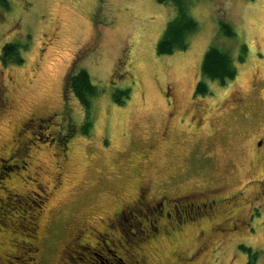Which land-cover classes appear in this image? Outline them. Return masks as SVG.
Here are the masks:
<instances>
[{
	"label": "rangeland",
	"instance_id": "obj_1",
	"mask_svg": "<svg viewBox=\"0 0 264 264\" xmlns=\"http://www.w3.org/2000/svg\"><path fill=\"white\" fill-rule=\"evenodd\" d=\"M7 1L8 7L0 4V155L9 151L16 129L31 114L36 119L48 118L39 120L38 126L36 121L26 124L29 137L32 132V136L40 135V149L30 144L25 152L27 134L18 137L13 159L5 169L1 165L0 179L15 187L27 173L16 165L24 166L28 160L30 171L36 165L52 170L53 153L62 145L68 156L65 187L56 190L41 215L37 264H123L115 242L106 241V251H94L92 259L76 249L75 243L91 226L101 228L94 223L82 225L87 216L108 213L116 206L110 207L116 197L122 201L120 206L132 201L144 185L147 195L157 199L195 188L209 189L215 180H244L251 173L246 150L254 133L264 135V106L254 104L242 114L222 117L217 116L215 105L228 94L231 84L245 89L255 71L264 70L262 62H257L264 60V0H191L187 9L198 28L187 37V49L177 48L171 54H159L158 45L168 23L177 17L174 3ZM222 22L231 24L235 38L223 36ZM10 43L18 45L16 57L3 58L4 45ZM213 45L230 52L238 77L225 86L208 80L213 94L195 96L204 56ZM81 51L86 55L81 56ZM78 69L88 70L97 86L88 115L65 88L68 73ZM169 93L174 94L180 113L172 122ZM116 98L124 103L118 104ZM197 99L204 103L198 109L209 106L208 114L201 116L207 125L200 133L193 126L199 118H191L197 105L192 101ZM166 125L172 131L169 137L165 134L168 141L160 144ZM151 148H156L153 164L134 177V162ZM4 172L9 177L2 179ZM37 201L33 198L25 203L36 205ZM263 201L250 207L248 225H237V230L224 234L211 233L213 244L196 264H264ZM245 211L241 218L247 221ZM123 224V233L133 238V221ZM4 245L0 244L2 253ZM197 245L194 237L184 239L181 250L190 255ZM146 247L152 264H167L169 245L157 242Z\"/></svg>",
	"mask_w": 264,
	"mask_h": 264
},
{
	"label": "flooded vegetation",
	"instance_id": "obj_2",
	"mask_svg": "<svg viewBox=\"0 0 264 264\" xmlns=\"http://www.w3.org/2000/svg\"><path fill=\"white\" fill-rule=\"evenodd\" d=\"M257 62L260 64L262 62L264 65V60L262 59H258ZM202 80L204 79L202 78ZM236 84H231L228 94L222 96L218 104L215 105V107H218L217 111L219 112L217 116L222 115L224 117L230 115L232 117L233 115L242 114L253 107L254 104L258 108L264 106V70H256L245 89H236L240 88L236 87L238 86ZM197 85L194 93L195 96H209L213 94L210 91L206 94H197ZM169 90L171 91L170 88ZM168 96L172 100V103L170 102L171 108L169 109V120L172 122L180 113L178 112V108H176V100L175 103L173 100L174 94L169 93ZM198 100L192 101L194 105H197L196 111L191 118L194 119L195 115H197L196 117L199 118V123H202L204 120L206 121V117L203 119L201 116L208 114L209 106L206 104L201 109H198V106L204 104ZM183 118V116L180 117L179 124H181ZM44 119L41 117L36 119L31 114L16 129V137L12 138L13 140L9 151L0 155V169L2 164H4L3 169H5V165L13 159V154L15 153L14 147L18 145V137L25 133L27 134V136L25 135L28 138L27 140H33L36 145L42 141L40 135L32 136L35 134L34 132L29 137V133L25 131V128L27 127V123L35 121V124L38 126L37 123H39V120L41 123ZM205 121V125L202 127H200L201 124L199 123L193 125L196 133H200L206 127L207 124ZM170 130L166 125L164 133L158 140L160 144L168 141V135L171 134ZM250 140L251 147L249 150H246L251 164V173L248 174V178L246 177V179L238 181L228 179L215 180L213 181L215 183L214 186L209 189L198 191L195 188L191 191L178 193L175 196L160 195L157 199L147 195L148 187L146 185L141 186L132 201H125L120 206V202L122 201L116 197L112 200V206L110 207L116 206L113 209H109L110 211L108 213L87 216L82 225H92L94 223L101 225V228L91 226L90 232L87 235L85 234V229L83 234L86 236H83L80 242L75 243L76 249L83 250L92 259L95 254L94 251L101 250L105 252V242L110 241L115 242L114 246L123 259H121V263L152 264L146 245H154L160 242L161 245L164 243L166 246H170V257H168L167 264L198 263L213 244L211 243L213 239L211 233L224 234L227 231L237 230L239 228L237 225H248V218L251 216L250 207L264 199V135L254 133L250 137ZM36 148L40 149V146L37 145ZM154 150L156 148H151L149 151L138 156L133 165L134 171L132 170L131 172L134 177L136 173L143 175V173L139 172L141 168L144 170L145 168L151 167L153 164L152 153ZM35 152L38 151L35 150ZM53 154L55 159L52 170H46L36 165L30 171L31 162H25V165L21 167L16 165V168L23 167L27 173H25V176H23L24 174L21 176L22 182L20 184H16L15 187L11 185L5 187L2 193H0V204L6 201L8 202V200H12L13 197L18 196L29 199L40 198L43 193H47L49 200L50 198H55L56 192L63 190L65 187V168L68 156L64 151L62 159L57 161V152ZM28 157L31 160V156ZM10 167L12 168L13 166ZM236 176L238 177V175ZM244 211L247 221L241 218V214ZM146 214L149 215V218H147ZM129 220L133 221L135 227V234H133L134 241H131L122 230L123 223ZM80 233H82L81 230L76 233V239L81 237L78 236ZM37 235L34 243L39 246L38 252H40V226L37 229ZM192 237L198 240V245L190 255H186L181 250V241L191 239ZM204 238L205 241L199 244V241ZM63 262H65V259Z\"/></svg>",
	"mask_w": 264,
	"mask_h": 264
},
{
	"label": "trees",
	"instance_id": "obj_3",
	"mask_svg": "<svg viewBox=\"0 0 264 264\" xmlns=\"http://www.w3.org/2000/svg\"><path fill=\"white\" fill-rule=\"evenodd\" d=\"M161 3L172 4L177 7V17L168 23V26L164 32L162 40L158 45L159 54H171L177 48L187 49L189 34L197 30L198 26L194 19L190 16L187 4L191 0H159ZM0 4L4 7H8L7 0H0ZM223 36L226 38H235V30L228 22H222ZM2 56L16 57L18 45L16 43H10L4 45ZM90 49L84 48V50ZM83 50V51H84ZM81 51V56L86 55V51ZM8 58V57H7ZM240 60H242L240 58ZM239 60V61H240ZM17 63L21 60H16ZM201 76L204 80L197 85V94H206L209 92L208 80L217 82L220 85H225L227 81H232L238 76V69L236 61L231 56L228 50L221 48L217 45H213L206 52L202 68ZM66 91H69L75 95L79 100L81 106L84 108L86 115L89 114L91 108L94 107L95 99L98 91L94 81L91 79L90 73L86 69L71 70L66 77ZM118 104L122 105L123 100L115 99ZM88 123V122H87ZM25 147L26 150L31 148L30 144H35L32 140H28ZM65 145H62L57 151L56 160L60 161L65 151ZM22 148L18 149L20 153ZM28 162V161H26ZM23 168V167H22ZM4 177H9L8 173H3ZM5 182V181H4ZM6 183H3L0 179V188L5 189ZM19 199L24 202L21 203ZM33 199V198H31ZM29 198L13 197L12 200L0 204V244L5 243L9 246V249L4 245L6 249L3 253L0 252V264H37L38 262V250L39 246L34 243L37 235V229L40 226L41 229V215L46 208L49 201L47 193H43L38 199L37 204H27L25 201H30ZM20 204L25 206L22 208ZM4 235V236H2ZM133 236V235H131ZM4 237V238H2ZM134 241V237L130 239ZM73 259L71 258L70 262ZM251 264V263H250Z\"/></svg>",
	"mask_w": 264,
	"mask_h": 264
}]
</instances>
